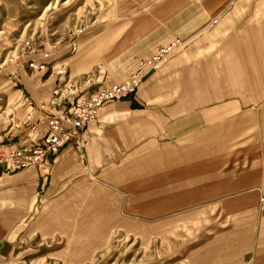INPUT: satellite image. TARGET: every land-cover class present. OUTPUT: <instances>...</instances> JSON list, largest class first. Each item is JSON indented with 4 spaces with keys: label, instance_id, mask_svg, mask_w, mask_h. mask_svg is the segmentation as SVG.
Returning <instances> with one entry per match:
<instances>
[{
    "label": "crops",
    "instance_id": "crops-1",
    "mask_svg": "<svg viewBox=\"0 0 264 264\" xmlns=\"http://www.w3.org/2000/svg\"><path fill=\"white\" fill-rule=\"evenodd\" d=\"M144 10L104 49L53 45L23 57L42 70L4 66L18 87L0 104V152L40 135L23 123V96L36 107L93 69L96 90L166 39L187 40L134 96L103 105L47 173L0 167V264H93L119 235L165 264H264V141L224 145L238 115L264 107V0Z\"/></svg>",
    "mask_w": 264,
    "mask_h": 264
},
{
    "label": "rangeland",
    "instance_id": "rangeland-1",
    "mask_svg": "<svg viewBox=\"0 0 264 264\" xmlns=\"http://www.w3.org/2000/svg\"><path fill=\"white\" fill-rule=\"evenodd\" d=\"M156 1L158 0H0V104L5 103L4 95L8 90L18 87L15 75H12L14 78L11 76L10 80L5 76L4 66L21 61L20 64L28 68L29 61L27 59L24 61V56L41 53L53 45L67 46V56L74 54L79 46L85 51H91L94 45L104 49L112 36L122 30L130 19L141 16L145 12L144 9ZM214 19L216 18L211 19L210 23ZM172 38L178 37L172 36L155 47ZM178 39L183 45L187 41ZM72 44H75L74 50L71 49ZM95 71L93 69L79 78L64 79H70L71 83L88 79L87 85L83 87L85 89L80 93H90L95 90L87 92L86 89L94 82L92 74ZM238 116L240 117L232 123L230 129V142L224 144L225 146L245 148L250 147V143L255 141H264V107ZM260 199L264 202V195ZM93 264L165 263L157 252H145L138 242L133 243L130 238L119 235L114 236L109 249Z\"/></svg>",
    "mask_w": 264,
    "mask_h": 264
},
{
    "label": "built area",
    "instance_id": "built-area-1",
    "mask_svg": "<svg viewBox=\"0 0 264 264\" xmlns=\"http://www.w3.org/2000/svg\"><path fill=\"white\" fill-rule=\"evenodd\" d=\"M214 22L216 19L211 21ZM182 45L183 42L178 38L167 40L137 61L125 78L90 93H80L89 81L82 79L80 82L63 81L57 84L49 98L36 107L29 104L28 97L23 96V101L28 105L23 123L32 131L40 128V135L32 140L9 139L4 144L5 150L0 152L1 172L40 166L49 169L60 149L77 137L88 122L97 118L103 104L133 96L144 77L160 67ZM71 49H75V44H72ZM50 53L44 51L41 56L48 57ZM27 65L33 70L45 68L44 63L34 60H29ZM61 72L65 70L61 69Z\"/></svg>",
    "mask_w": 264,
    "mask_h": 264
}]
</instances>
